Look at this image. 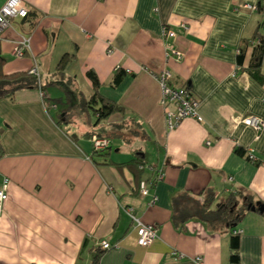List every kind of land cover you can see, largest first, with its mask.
Returning a JSON list of instances; mask_svg holds the SVG:
<instances>
[{"label":"crops","instance_id":"obj_1","mask_svg":"<svg viewBox=\"0 0 264 264\" xmlns=\"http://www.w3.org/2000/svg\"><path fill=\"white\" fill-rule=\"evenodd\" d=\"M22 2L25 18L0 35L2 70L34 66L42 91L0 98V264H88L93 249L96 264H195V256L200 264H264L257 211L219 229L196 213L237 191L264 204V47L258 66L249 65L255 34H264V0ZM21 36L27 47L15 56ZM116 67L123 72L111 85ZM86 69L96 93L121 110L96 117ZM163 69L166 83L186 85L197 99L199 121L166 126L156 77ZM245 115L263 126L243 125ZM91 134L108 147L92 152ZM155 171L161 176L140 195L138 182ZM127 209L155 225L149 244L136 243ZM231 229L236 261L228 259Z\"/></svg>","mask_w":264,"mask_h":264},{"label":"trees","instance_id":"obj_2","mask_svg":"<svg viewBox=\"0 0 264 264\" xmlns=\"http://www.w3.org/2000/svg\"><path fill=\"white\" fill-rule=\"evenodd\" d=\"M28 13V9H26V14ZM25 16L21 17L20 19L25 18ZM254 37L255 43L251 47L250 51V58H249V65L252 67H256L259 64L260 59V52L264 47V34H255ZM24 53V52H23ZM67 54H62L58 60V65L61 64L63 61L66 60ZM237 61L241 59V53L237 54ZM4 62V58L1 54L0 50V98L1 97H10L14 92L20 89L25 88H37L42 91V85L39 84L37 80V76L33 73H30L28 69L22 71H14L5 73L2 70V65ZM122 70L120 68H115L110 77V84L115 85L122 75ZM85 76L89 79L91 86L93 87V93L90 94L89 98L86 101L88 106H91L93 112L96 113V117H104L110 112L114 110H121L116 103L108 101L106 99L101 98L95 91L98 80L91 69L85 70ZM177 88H184L186 93L190 95V90L186 85L177 86ZM97 103V104H96ZM94 104L96 105L94 107ZM92 152H97L91 148ZM240 152L239 148L236 149ZM2 154V148L0 145V156ZM135 158H139L136 156ZM134 158V160H135ZM134 166L137 165V169L141 170L143 168L144 163H137L134 162ZM208 197V196H207ZM205 197L203 201L199 205H205V202H209V198ZM205 201V202H204ZM239 201V203H238ZM261 204L258 201H252L250 195L246 193H242L237 191L234 194H230L222 201H219L213 209H205L201 208L196 213L202 214L204 221L207 223V226L213 229L219 228H229L237 219H239L242 214L247 210L257 211L264 217V204L261 211H258L257 206ZM231 223V224H230ZM237 232H233L230 230L229 240H228V259L230 261L237 260V239H236ZM100 251L97 249H93L88 264H96L98 255Z\"/></svg>","mask_w":264,"mask_h":264},{"label":"built area","instance_id":"obj_3","mask_svg":"<svg viewBox=\"0 0 264 264\" xmlns=\"http://www.w3.org/2000/svg\"><path fill=\"white\" fill-rule=\"evenodd\" d=\"M247 7H254L253 5L246 4ZM26 14V7L24 6L22 0H3L0 3V34L3 30L9 25V21L13 18H21ZM165 34L171 35V31L163 30ZM27 47V38L21 36L18 40L15 41L12 47V53L15 56H21ZM106 52H110V48H106ZM176 56L179 55L178 52H175ZM28 71L30 73L36 74V69L34 66H30ZM169 76V72L165 69L159 71L156 74L159 87H160V102L164 107V116L165 123L167 127L174 126L177 121L183 117L190 116L200 120L199 115L196 112L197 99L189 93L187 94L184 88H177L170 86L166 83V78ZM240 122L243 125H247L255 130L260 129L263 126V121L255 115H245L240 118ZM91 148L95 151H100L108 147L109 140L108 138L100 135L91 134L90 137ZM150 173L152 170L149 168ZM161 174L158 171H155L148 178L138 182L137 191L140 195H144L147 192L149 185L158 179ZM6 177L0 179V212L2 207V202L6 197ZM127 214L130 217L133 229L135 232V241L138 245L145 246L150 243V241L155 237V225L151 223H144L139 220L138 217L129 213L127 209ZM238 230H233L237 232ZM99 247L102 249L108 248L109 245L104 241L100 240L98 242ZM171 254L177 255L180 257V254H175L173 251ZM176 256V257H177ZM195 264H200L201 259L199 256L192 258Z\"/></svg>","mask_w":264,"mask_h":264},{"label":"rangeland","instance_id":"obj_4","mask_svg":"<svg viewBox=\"0 0 264 264\" xmlns=\"http://www.w3.org/2000/svg\"><path fill=\"white\" fill-rule=\"evenodd\" d=\"M0 35H1V34H0ZM82 88H83V87H82ZM46 90H47V91H50V90H52V89H51L50 87H46ZM112 140H113V139H111V141H112ZM111 146L114 147V144L111 143Z\"/></svg>","mask_w":264,"mask_h":264},{"label":"water","instance_id":"obj_5","mask_svg":"<svg viewBox=\"0 0 264 264\" xmlns=\"http://www.w3.org/2000/svg\"><path fill=\"white\" fill-rule=\"evenodd\" d=\"M262 207H263V204H262V203L259 204V205L257 206L258 211H261V210H262Z\"/></svg>","mask_w":264,"mask_h":264}]
</instances>
